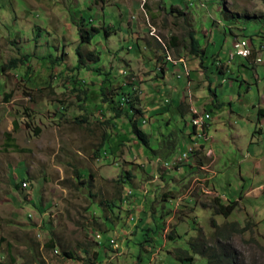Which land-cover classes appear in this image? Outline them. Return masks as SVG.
Masks as SVG:
<instances>
[{
	"label": "rangeland",
	"instance_id": "374dc122",
	"mask_svg": "<svg viewBox=\"0 0 264 264\" xmlns=\"http://www.w3.org/2000/svg\"><path fill=\"white\" fill-rule=\"evenodd\" d=\"M80 27L91 31L82 52L97 59L78 61ZM190 30L200 60L185 50ZM236 37L251 41L249 58L230 56ZM187 75L204 96L193 107L220 103L206 120L214 189L173 168L190 155L188 133L199 140L172 103ZM262 99L264 0H0V264H178L172 249L197 228L212 241L231 223L243 264H264ZM252 131L261 151L250 155ZM215 195L235 202L228 216Z\"/></svg>",
	"mask_w": 264,
	"mask_h": 264
},
{
	"label": "trees",
	"instance_id": "16d2710c",
	"mask_svg": "<svg viewBox=\"0 0 264 264\" xmlns=\"http://www.w3.org/2000/svg\"><path fill=\"white\" fill-rule=\"evenodd\" d=\"M222 13L225 18L228 17L225 11H222ZM231 16L233 17V15ZM92 30H94V28ZM78 34L79 43L75 48L78 61L83 62V56H85L87 59H97L98 57L95 55L94 51H86L85 53L82 52V46H84L86 43H89L90 41L91 31L80 27L78 29ZM185 50L188 54L199 58V60L204 56V49L199 45V42L194 36V32L192 30L187 32V43L185 44ZM13 67L15 68L17 66L13 65ZM159 69H161V65L159 66ZM213 95L215 96V94ZM257 114L260 117H264V110L258 109ZM128 120L131 124V131L145 143V133L137 128L136 122L132 116H128ZM172 141L174 142V140H171L169 143ZM9 145L15 148L13 142L9 143ZM127 174L128 173H126V176ZM213 202L215 212L223 216H228L235 208V202L233 201L228 202V204H223L218 200V198H213ZM234 231H236L235 225L234 223H231L229 228L215 231L212 241H209L208 238L206 239V237L202 235L200 228H197L196 235L191 236L187 240L186 248L175 247L172 249L171 253L178 264H243L242 255L238 253L237 250H234V248L229 243L231 233ZM167 238L174 239V236L172 233H168ZM195 256L204 258L205 262L200 263Z\"/></svg>",
	"mask_w": 264,
	"mask_h": 264
},
{
	"label": "crops",
	"instance_id": "0c3cea01",
	"mask_svg": "<svg viewBox=\"0 0 264 264\" xmlns=\"http://www.w3.org/2000/svg\"><path fill=\"white\" fill-rule=\"evenodd\" d=\"M182 59L183 58L181 57L180 62L182 61ZM173 61H176V60H173ZM173 64H177V63H173ZM183 64L186 65L185 62ZM218 69H220V73H221L222 72L221 68L219 67ZM159 71L161 72L162 76H164V74H165V63H164V61H162V63H161V69H159ZM189 76L190 75H187V85H188L187 86V90H188L187 96L185 97V95H184L183 98H179L178 102L176 101V99H173L172 100V103L177 104L176 107H177V109L181 113L183 111L184 112L185 111L188 112L189 109H190V107H193L194 101H196L198 99H202L204 97V96H202L203 95L202 92L199 91L200 92L199 93L198 90H197V88H194L193 85L192 86H189V85L192 84L191 81H196L194 77H191V76L189 77ZM209 79L210 78L208 76V81H209ZM208 83L210 84V82H208ZM209 84H208L207 88H208L209 92H212V90L210 89V85ZM197 93H199V94L196 96L195 94H197ZM213 94H215V93L213 92ZM192 95L194 96L193 97V100L191 98ZM214 99L215 98H211L209 100V102L202 104V106H206V108L205 109L203 108V109H204V111L208 112L210 116H211L210 112H212V110H211V108L209 109L208 106H214L216 108H220V103H218ZM262 100L264 102V99H262ZM200 109H202V107ZM258 109H263L264 110V108L261 107L258 104V106L256 108V113H255L254 123L256 124V126L254 125L255 126L254 127V132L256 131L258 133V135H259L258 140H259L262 136H264V118L258 116V114H257V110ZM156 111L159 112V109L156 110ZM190 126L192 127L191 128V131L195 135H197L199 137V140H198V142H196V140H194L192 138V136L190 137V133H188L189 139H190V141L191 140L192 141H191V144L189 142L187 148H185V151H187L189 147H193L192 151L189 152L190 155H188V157H190V158L187 157L188 159L187 158L182 159V160H184V161H182V163H175V164H173L175 166L173 168H177L178 170H182L181 167L184 169L185 165L186 166H189L191 168L190 170L192 172V176L191 177L193 179L194 178H197L198 179L197 180L198 181V184L202 186L201 187L202 190H207V188H212L213 187L212 185H211V187L209 186V180L213 176H215V174H216V172L214 170H212L213 169L212 166H213L214 161H215L214 151H213L212 146H210V143L208 142L209 140H212V138L210 136V123L207 121L205 123V125L203 126V128H194L191 124H190ZM231 126H232V131H234V133L230 137L231 138V141H232V139H233V141L239 140L242 135H239L238 134V131L235 132V130H237V129H235L236 127L233 124H231ZM214 130H216V129H214ZM199 134H201V135H199ZM254 138H255V134L252 131V134H250V138H249L250 140L248 141V143H247V145L245 147V149L247 150V153H249L250 155H252L251 153H259L261 151L252 142ZM192 153L193 154L195 153V154H197L199 156L198 157V160L200 162L199 164L197 163V165H195L194 162L192 161L194 159L193 156L195 155V154L193 155ZM209 153L211 154V156H208ZM180 154H181V152L178 154V156ZM178 156H176L173 160L175 161L178 158ZM207 157L208 158L211 157V158L210 159H207ZM204 158H206L205 161H204ZM253 158H254V156H253ZM208 163L211 165V168L212 169L211 168H208L206 166V164H208ZM258 163H259L258 158H256V159L254 158V165L256 166V165H258ZM159 179H163L162 178V175L160 176ZM214 188L215 187H213V189ZM214 197L215 198H219L216 195Z\"/></svg>",
	"mask_w": 264,
	"mask_h": 264
},
{
	"label": "built area",
	"instance_id": "2783aa9c",
	"mask_svg": "<svg viewBox=\"0 0 264 264\" xmlns=\"http://www.w3.org/2000/svg\"><path fill=\"white\" fill-rule=\"evenodd\" d=\"M251 42V41H250ZM249 40L246 39H239V38H235L233 40V49L234 51L230 54V56L232 57L233 55H238L241 57H245V58H249L251 56V44H250ZM165 57H170L168 53H166ZM256 61H259V58L256 57L255 58ZM180 61V59H179ZM177 63V61H176ZM183 68H185L184 64L182 63ZM188 71H185V74H187ZM189 112L191 113V125L194 128H203V126L206 123V120L209 119L208 118V112L206 111H199L196 107H190ZM264 118V117H263ZM201 135V134H199ZM193 149V147H189L188 148V152H191ZM188 157V153H181L178 158L173 162V164L179 162L180 160L187 158ZM25 184V183H23ZM96 236L99 238V235L96 234Z\"/></svg>",
	"mask_w": 264,
	"mask_h": 264
},
{
	"label": "bare ground",
	"instance_id": "6f19581e",
	"mask_svg": "<svg viewBox=\"0 0 264 264\" xmlns=\"http://www.w3.org/2000/svg\"><path fill=\"white\" fill-rule=\"evenodd\" d=\"M165 60H168L169 61L170 60V57H165ZM208 118H209V116H208Z\"/></svg>",
	"mask_w": 264,
	"mask_h": 264
}]
</instances>
